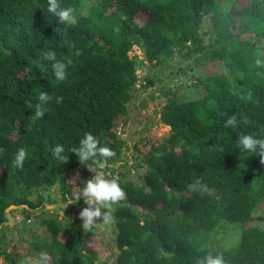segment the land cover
<instances>
[{
  "label": "trees",
  "instance_id": "obj_1",
  "mask_svg": "<svg viewBox=\"0 0 264 264\" xmlns=\"http://www.w3.org/2000/svg\"><path fill=\"white\" fill-rule=\"evenodd\" d=\"M236 1L59 0L75 10L73 26L59 24L47 0H0V236L10 205L33 209L53 202V185L61 201L73 197L65 176L71 170L86 176L70 150L86 133L115 151L108 164L120 160L123 141L111 128L127 113L143 59L155 66L172 55L196 56L199 64L219 61L226 72L196 77L194 85L204 94L195 99L181 101L165 90L159 119L169 134L140 157L145 167L138 184L118 176L127 200L114 206L117 252L110 264H206L217 256L225 264H264V229L243 226L264 222V215H253L264 203V163L259 147L252 153L239 144L242 135L264 139V66L255 63L264 61V0H248L241 8L233 7ZM140 10L149 14L137 24L133 16ZM203 17L210 23L206 33L199 28ZM245 32L251 35L241 38ZM133 45L143 50V59L128 55ZM47 51L66 64L71 60L64 81L55 78L53 62L43 59ZM41 92L51 99L36 118ZM232 116L236 126L224 127ZM58 144L65 163L53 156ZM21 148L28 156L17 168ZM40 222L49 239L31 245L50 253L51 264H109L96 263L85 235L58 239L67 229L58 218ZM224 222L240 226L239 238L229 248H216L211 234ZM2 240L3 264H20L25 256L6 250Z\"/></svg>",
  "mask_w": 264,
  "mask_h": 264
},
{
  "label": "rangeland",
  "instance_id": "obj_2",
  "mask_svg": "<svg viewBox=\"0 0 264 264\" xmlns=\"http://www.w3.org/2000/svg\"><path fill=\"white\" fill-rule=\"evenodd\" d=\"M247 2L248 0H237L233 7L241 8ZM148 14L140 10L133 16L134 21L141 24L148 18ZM199 26L200 31L204 32L206 28H210V23L203 17ZM204 33L202 38L206 41L207 34ZM250 35L249 32H245L241 34V38H247ZM127 53L129 56L136 55L143 59V50L136 45H133ZM193 57L181 58L179 55H172L166 58L161 65L155 66H151L143 59L142 64L136 69V89L130 90L131 97L126 104L127 113L125 116H117L113 121L114 127L111 128L115 136L123 141L120 160L107 166V169L109 167L114 168L112 173L117 177L120 175L123 179L138 184L145 167L144 164L139 166L142 163L140 157L152 146H156L162 137L169 134V127L159 119V111L166 101L165 90L174 92L177 99L181 101L195 99L204 94V88L201 85H194L196 77L226 72L219 61L199 64L195 62ZM181 69L183 70L181 71ZM147 77L151 79V82H148ZM79 175L77 170H71L65 176L66 181L70 183L72 198L61 201L58 188L53 185L49 189L53 202L42 203L33 209H26L25 205H19L9 206L5 210L6 220L3 223L0 237L3 239L1 243L6 250L15 251L21 256L38 258L41 251L32 247L31 243L33 241H48L49 235L40 219L53 215L67 227L66 230L57 234L58 239L64 240L67 233L85 235L88 247L97 255L96 263L104 260L110 264L113 261L117 252L114 245V221L112 220L109 224L97 221L91 232H84L82 228L83 222L79 218V212L87 205L83 198L80 203L76 205L74 203L77 201L76 196L84 184H78L75 181L79 178L85 183L93 178L94 173L88 170L86 177H82V175L79 177ZM109 176L112 177L111 173ZM29 197L34 200L35 193L32 191ZM103 211L105 210L102 208ZM253 215H264V203L259 204L253 210ZM26 218L30 220L28 223ZM71 221L78 222L71 223ZM243 226H258L264 229V222L254 219L243 223ZM239 230L240 226L236 223H222V226L218 229L215 228L211 234L213 246L229 248L235 245L239 238ZM47 254L51 257L50 253ZM3 263V258L0 256V264Z\"/></svg>",
  "mask_w": 264,
  "mask_h": 264
},
{
  "label": "clouds",
  "instance_id": "obj_3",
  "mask_svg": "<svg viewBox=\"0 0 264 264\" xmlns=\"http://www.w3.org/2000/svg\"><path fill=\"white\" fill-rule=\"evenodd\" d=\"M47 11L57 18L59 24L76 25L77 19L75 16V10L71 7H62L59 0H47ZM58 31V28L55 30ZM43 59L53 62L51 64L52 71L57 81H64L66 77L67 67L72 62L67 61V64L56 59V53L54 51H47L43 55ZM256 66H264V61L260 59L256 60ZM248 99H251V93L248 94ZM39 101L36 105L35 117L42 118L45 114L43 104L47 103L51 97L43 92L39 95ZM63 97H57L56 102L61 103ZM31 108V104H29ZM237 120L235 116L230 117L224 124V127H235ZM239 144L242 148L248 152L255 153L257 147L260 149L261 163H264V139H256L252 135H242L239 138ZM64 152L63 145H56L53 149V156L67 162L68 157L62 156ZM70 152L75 153L78 157L79 163L85 165L88 170L94 173L92 179L87 180L84 183V187L79 190L76 199L83 198L87 207L83 208L79 212V218L82 220V228L84 232L93 231L96 222L102 221L105 224H109L113 220L114 206L118 205L122 201L127 200L126 191L120 186L119 177L114 176L106 178L104 171L107 169L108 161L116 156L115 151L107 146H101L100 141L91 133H86L80 140V146L74 147ZM28 156L27 151L24 148L18 150L15 155V166L17 168H23L24 161ZM200 186L201 192H207V185L202 184L200 180L196 181ZM102 208L105 210L102 212ZM20 264H51V257L45 252H41L38 258L32 256H25L20 261ZM197 264H205V261L198 260ZM206 264H225L222 256L215 258L208 257Z\"/></svg>",
  "mask_w": 264,
  "mask_h": 264
},
{
  "label": "built area",
  "instance_id": "obj_4",
  "mask_svg": "<svg viewBox=\"0 0 264 264\" xmlns=\"http://www.w3.org/2000/svg\"><path fill=\"white\" fill-rule=\"evenodd\" d=\"M110 173H111L112 177L116 176L114 173H112L111 170H109V169L104 170V174H105L106 178H110V176H109ZM26 221L29 222V219H26Z\"/></svg>",
  "mask_w": 264,
  "mask_h": 264
},
{
  "label": "water",
  "instance_id": "obj_5",
  "mask_svg": "<svg viewBox=\"0 0 264 264\" xmlns=\"http://www.w3.org/2000/svg\"><path fill=\"white\" fill-rule=\"evenodd\" d=\"M85 169H86V167H83L82 169H79V172H81V171H83ZM10 206H13L14 207V205H10Z\"/></svg>",
  "mask_w": 264,
  "mask_h": 264
},
{
  "label": "flooded vegetation",
  "instance_id": "obj_6",
  "mask_svg": "<svg viewBox=\"0 0 264 264\" xmlns=\"http://www.w3.org/2000/svg\"><path fill=\"white\" fill-rule=\"evenodd\" d=\"M83 172H84V175H86V174H87L86 170H83Z\"/></svg>",
  "mask_w": 264,
  "mask_h": 264
}]
</instances>
